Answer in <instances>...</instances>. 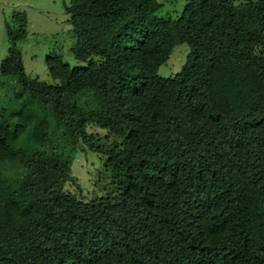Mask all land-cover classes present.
Instances as JSON below:
<instances>
[{"label":"trees","instance_id":"obj_1","mask_svg":"<svg viewBox=\"0 0 264 264\" xmlns=\"http://www.w3.org/2000/svg\"><path fill=\"white\" fill-rule=\"evenodd\" d=\"M66 9L76 64L50 54V80L26 72L27 13L7 21L0 264H264V0ZM81 153L102 164L90 197Z\"/></svg>","mask_w":264,"mask_h":264},{"label":"rangeland","instance_id":"obj_2","mask_svg":"<svg viewBox=\"0 0 264 264\" xmlns=\"http://www.w3.org/2000/svg\"><path fill=\"white\" fill-rule=\"evenodd\" d=\"M68 4L70 0H0V80L5 82L0 96V109L15 95L16 84L14 77L4 76L2 73V62L8 57L10 47L7 21L12 20L15 10L27 13L28 36L20 43L26 72L50 80L48 67L50 54L62 53L65 60L76 64L71 51L74 38L71 16L66 9ZM189 50L188 45L177 46L170 60L161 66L159 73L164 77L178 73L187 60ZM101 167L99 157L95 154L86 156L83 153L78 156L74 165V173L83 184L84 193L88 197L94 195L96 191L100 192L97 183L100 181L98 168Z\"/></svg>","mask_w":264,"mask_h":264}]
</instances>
